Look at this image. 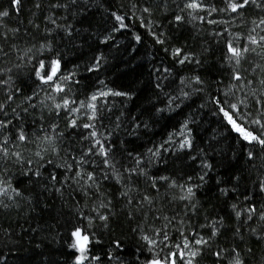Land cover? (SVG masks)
<instances>
[{
	"label": "trees",
	"instance_id": "1",
	"mask_svg": "<svg viewBox=\"0 0 264 264\" xmlns=\"http://www.w3.org/2000/svg\"><path fill=\"white\" fill-rule=\"evenodd\" d=\"M192 2L0 0V264H264V0Z\"/></svg>",
	"mask_w": 264,
	"mask_h": 264
},
{
	"label": "snow or ice",
	"instance_id": "2",
	"mask_svg": "<svg viewBox=\"0 0 264 264\" xmlns=\"http://www.w3.org/2000/svg\"><path fill=\"white\" fill-rule=\"evenodd\" d=\"M16 3L19 2V0H15ZM249 2V0H243L242 4H236V3H232L230 5V7L232 8L233 11H236L238 7H243L244 4H247ZM187 7L191 8V9H196L199 7V5L195 2V0H193L192 3H189L187 5ZM8 12H0V16H7ZM117 19H121L120 17H117ZM177 19H180L179 17H177ZM262 24H264V20L261 21ZM252 43H256V41L253 39ZM248 49L245 48L243 49V51H247ZM228 51L229 53H231L232 56L235 57H239L241 55V50L238 48H234L231 46V44L228 47ZM238 62V61H237ZM45 64L43 62H41L40 64V68L44 69ZM59 65L57 61H52V68H51V74H45V75H41V71L37 70L36 75L38 78H40L43 82H49L53 80V77L56 75V71L58 69ZM236 79H240L239 75H236L235 77ZM93 99H95V97H93ZM65 103L67 104V101H65ZM57 107H59V105H57ZM233 111L237 110V106L235 104L231 105ZM221 111L224 112V116L225 118L228 120V122L232 125V127L237 131L240 132L241 135L243 136L244 139L249 140V141H253V140H257L258 137L256 135H253L251 132L245 130L243 127H241L240 125H238L236 123V121L233 119V117L229 114V112L224 111V109L222 108ZM255 123L259 124L261 123V121L257 120L255 121ZM85 127H88L87 125H85ZM92 135H95V133H93ZM19 140L20 141H24L25 140V135L23 133L20 134L19 136ZM259 142L261 144H264V139L259 140ZM97 143H99V141H97ZM187 143V141H186ZM101 150L103 151V146H101ZM91 178V177H89ZM189 192H191V189L188 190ZM73 237L75 238V243L73 244V247H75L79 252H81L82 254L84 253L85 249H86V245L88 243V236L87 235H82L81 230L77 229L72 233ZM196 243H201V241H197ZM187 243L185 244V247H187ZM193 256L195 255V253L192 254ZM80 257L77 258V264H80ZM152 264H160L159 260H154L152 262ZM171 264H175V260L171 261ZM188 264H191V262L189 261ZM236 264H240L239 260L236 261Z\"/></svg>",
	"mask_w": 264,
	"mask_h": 264
},
{
	"label": "rangeland",
	"instance_id": "3",
	"mask_svg": "<svg viewBox=\"0 0 264 264\" xmlns=\"http://www.w3.org/2000/svg\"><path fill=\"white\" fill-rule=\"evenodd\" d=\"M78 252H79V251H78ZM79 253H80V254H79V255H80L79 257L81 258V259H80V262H81V261L83 260V259H82L83 254H82L81 252H79ZM149 264H152V262L149 263Z\"/></svg>",
	"mask_w": 264,
	"mask_h": 264
}]
</instances>
